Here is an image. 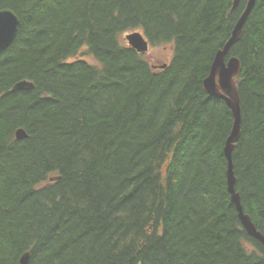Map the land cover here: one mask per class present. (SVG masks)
Listing matches in <instances>:
<instances>
[{"label": "trees", "instance_id": "trees-1", "mask_svg": "<svg viewBox=\"0 0 264 264\" xmlns=\"http://www.w3.org/2000/svg\"><path fill=\"white\" fill-rule=\"evenodd\" d=\"M233 2L0 0L20 18L0 53V264H264L228 189L232 112L204 89ZM134 32L172 46L166 68ZM233 57L236 191L264 235V0Z\"/></svg>", "mask_w": 264, "mask_h": 264}, {"label": "water", "instance_id": "water-1", "mask_svg": "<svg viewBox=\"0 0 264 264\" xmlns=\"http://www.w3.org/2000/svg\"><path fill=\"white\" fill-rule=\"evenodd\" d=\"M242 0H234L233 6L237 8ZM257 0H247L245 10L240 16L233 30L232 36L226 45L217 52L211 66L208 77L204 80V89L212 97L218 98L226 103L232 112L233 126L231 134L226 142L225 155L228 161L227 179L231 200L235 204L239 218L248 234L264 246V235L257 229L250 215L245 213L241 195L236 191V176L234 171L233 154L242 135L243 109L240 90L237 79L243 71V65L238 58H228L232 47L242 38L245 25L252 13ZM20 28V18L11 9L0 10V53L7 50L14 42ZM131 46L139 52H147L149 43L141 33L127 36ZM165 67V66H164ZM34 85L29 82H21L14 87V91L22 89H33ZM19 140L28 136L22 129L16 134ZM54 178L52 179V181ZM30 253L22 256L20 263L29 264Z\"/></svg>", "mask_w": 264, "mask_h": 264}, {"label": "rangeland", "instance_id": "rangeland-1", "mask_svg": "<svg viewBox=\"0 0 264 264\" xmlns=\"http://www.w3.org/2000/svg\"><path fill=\"white\" fill-rule=\"evenodd\" d=\"M125 45L128 46L127 40H125ZM145 57L153 68H160V66L171 62L173 58L172 46H151V50L146 53Z\"/></svg>", "mask_w": 264, "mask_h": 264}]
</instances>
